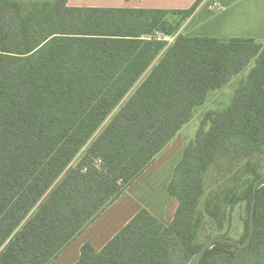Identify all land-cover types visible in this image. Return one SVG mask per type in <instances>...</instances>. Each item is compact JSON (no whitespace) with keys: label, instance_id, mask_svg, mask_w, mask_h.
Masks as SVG:
<instances>
[{"label":"trees","instance_id":"trees-1","mask_svg":"<svg viewBox=\"0 0 264 264\" xmlns=\"http://www.w3.org/2000/svg\"><path fill=\"white\" fill-rule=\"evenodd\" d=\"M201 1L169 11L0 0V264H50L149 168L210 92L242 76L230 105L206 115L210 129H199L173 171V221L142 209L100 251L85 244L75 263L196 264L205 218L219 228L225 221L218 199L201 208L205 173L264 149V46L180 34ZM254 175L228 200L247 203L242 243L261 177ZM202 264H264V185L250 243L216 242Z\"/></svg>","mask_w":264,"mask_h":264},{"label":"crops","instance_id":"crops-1","mask_svg":"<svg viewBox=\"0 0 264 264\" xmlns=\"http://www.w3.org/2000/svg\"><path fill=\"white\" fill-rule=\"evenodd\" d=\"M55 1L51 0L49 3ZM197 1L69 0L68 6L181 11L190 9ZM214 3L217 6H213ZM181 32L188 37L254 39L264 46V0H202L194 15L184 23ZM180 149V144L176 143L164 150L130 185V194L124 192L115 205L84 230L53 263L55 260L58 261L56 264L77 263L81 248L87 243L100 251L142 209L148 210L165 225L170 224L174 219L178 201L168 193V185L176 165L180 162Z\"/></svg>","mask_w":264,"mask_h":264},{"label":"rangeland","instance_id":"rangeland-1","mask_svg":"<svg viewBox=\"0 0 264 264\" xmlns=\"http://www.w3.org/2000/svg\"><path fill=\"white\" fill-rule=\"evenodd\" d=\"M15 1L27 6L35 3L50 2L51 0H15ZM178 18H179L178 16L176 17L168 16V19L173 20L172 21L173 23H176V21L174 20H177ZM180 34H184V33L181 32ZM154 35L158 38L167 37L161 32H156ZM169 37L170 39H168V44L170 45L174 42L175 36L172 37L169 36ZM144 77L140 81H142ZM241 78L242 76L236 77L229 85H227L223 89L210 92L206 104L203 105L202 107H197V109H195L192 120L186 125H184V127L169 143L167 149L173 146L174 144L179 143L181 146L180 149L181 152L180 160H181L183 157L185 147L189 143L195 141L199 129L202 127L206 131L210 129L211 127L210 122H206L205 125L203 123L206 115L209 112H213V111L219 112L230 105L233 98L234 88L237 82L241 80ZM139 84L140 82L137 83L135 88H133V90L126 96L124 102H126L132 96V94L138 88ZM115 113H113L112 116ZM167 149L165 148V151ZM254 174H256V176L259 177L264 175V149L262 150V152L255 154L251 158L236 162L234 165L230 167L227 166L226 164L220 163L217 166H212L205 173L204 180H205L206 193L201 200V208H204L205 204L210 199L212 198L218 199L219 202H222L224 206L225 221H224V227L219 228L218 225H216V223L212 221L210 218L208 217L205 218L201 230V240L204 243H206L211 237L219 234H227L239 241L243 239V236L245 234L244 219L247 214V203L240 202L237 205L233 206L232 204L229 203L228 200L236 192L240 193L242 189H244L245 186L249 184L251 180H253L255 176ZM129 187H127L123 191V193L124 192L129 193L130 192V190L128 189ZM118 199L113 204L108 206L101 215L105 214L110 208H112L115 205V203L118 201ZM96 220H94L88 227H90ZM58 257L56 258L58 259ZM53 261L54 260H52L50 264H56L55 262H58L55 260V262L53 263Z\"/></svg>","mask_w":264,"mask_h":264},{"label":"water","instance_id":"water-1","mask_svg":"<svg viewBox=\"0 0 264 264\" xmlns=\"http://www.w3.org/2000/svg\"><path fill=\"white\" fill-rule=\"evenodd\" d=\"M264 185V175L261 176L254 184L252 192H251V211H250V231L249 234L245 240V242H240L239 240L227 235V234H219L216 236L211 237L202 247L196 264H202L203 257L206 253V251L214 245L216 242H224V243H230L235 244L239 247H245L247 246L254 234L255 229V219H256V195L260 187Z\"/></svg>","mask_w":264,"mask_h":264},{"label":"built area","instance_id":"built-area-1","mask_svg":"<svg viewBox=\"0 0 264 264\" xmlns=\"http://www.w3.org/2000/svg\"><path fill=\"white\" fill-rule=\"evenodd\" d=\"M213 6H217V3H214ZM160 40H165V41H168V39H170V37H164V38H160Z\"/></svg>","mask_w":264,"mask_h":264},{"label":"bare ground","instance_id":"bare-ground-1","mask_svg":"<svg viewBox=\"0 0 264 264\" xmlns=\"http://www.w3.org/2000/svg\"><path fill=\"white\" fill-rule=\"evenodd\" d=\"M159 193H160V191H159ZM159 193H158V194H159ZM162 193H163V192H162ZM162 195H163V194H162ZM158 199H159V197H158Z\"/></svg>","mask_w":264,"mask_h":264}]
</instances>
